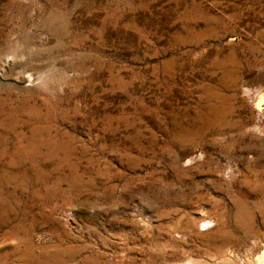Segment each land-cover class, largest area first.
Segmentation results:
<instances>
[{"label":"rangeland","instance_id":"374dc122","mask_svg":"<svg viewBox=\"0 0 264 264\" xmlns=\"http://www.w3.org/2000/svg\"><path fill=\"white\" fill-rule=\"evenodd\" d=\"M263 236L264 0H0V264H245Z\"/></svg>","mask_w":264,"mask_h":264},{"label":"bare ground","instance_id":"6f19581e","mask_svg":"<svg viewBox=\"0 0 264 264\" xmlns=\"http://www.w3.org/2000/svg\"><path fill=\"white\" fill-rule=\"evenodd\" d=\"M263 130V129H262ZM263 135V134H262ZM215 216H210V217H199L200 220V224L201 226L206 225L205 229H201V227L199 226V228H195V225H193V223L191 222H187L186 224H184L182 227H180L179 229H173L170 231V233L172 235L178 234L181 235V239H183V241H187V239L191 236V238L195 237V234L198 236L201 235H205V234H209V232L211 231L212 228H214L216 226V219H214ZM198 219V218H197ZM215 223V224H214ZM255 223V222H254ZM211 224V225H210ZM205 227V226H204ZM168 228V227H167ZM171 228V227H170ZM169 228V229H170ZM245 231L247 233V235H252L253 233L257 234V232L254 230L255 227L250 226V224H246L244 226ZM197 229H200L197 231ZM258 230V229H256ZM115 232V231H114ZM262 234V233H261ZM94 235V234H93ZM258 235V234H257ZM259 236V235H258ZM252 237V236H251ZM257 237V236H255ZM262 237V236H261ZM264 237V236H263ZM113 238V237H112ZM259 239V238H258ZM255 240H257V238H255ZM254 240V241H255ZM261 239H259L260 241ZM264 240V239H263ZM220 241V240H219ZM110 242V241H109ZM178 242V241H177ZM216 242V241H215ZM258 241H256L257 243ZM255 243V242H254ZM253 243V245H254ZM214 244V243H213ZM215 243L212 247H214V250L216 251V256L221 255L219 257H217L215 259V262H213V264H233L234 260H233V253H234V248L231 247L228 243V245L226 243H224L223 241H221V243L217 244ZM174 246V245H173ZM184 246V245H183ZM209 246V245H208ZM257 246V244H256ZM166 247V246H165ZM170 247V246H169ZM211 247V245H210ZM119 248V247H118ZM188 248V247H187ZM132 250V249H131ZM166 250V249H165ZM114 252V251H113ZM155 255V254H154ZM236 255V254H235ZM248 255V254H247ZM143 256V255H142ZM237 256V255H236ZM248 259L246 260L245 264H264V243L263 246L260 250L256 251V253L247 256ZM175 258V256H174ZM238 258V256H237ZM116 259V258H115ZM181 259V258H180ZM179 259V260H180ZM201 259V258H200ZM170 260V259H169ZM190 262H177L176 264H201V260L199 261H195V259L193 257H191ZM178 261V258L177 260ZM212 262V261H211ZM207 262H204L203 264H211ZM241 262V261H240ZM238 263V262H237ZM244 263V262H241ZM235 264V263H234ZM240 264V263H239Z\"/></svg>","mask_w":264,"mask_h":264}]
</instances>
